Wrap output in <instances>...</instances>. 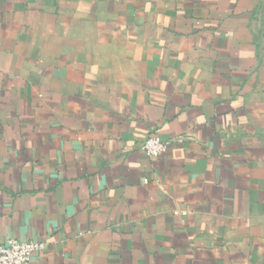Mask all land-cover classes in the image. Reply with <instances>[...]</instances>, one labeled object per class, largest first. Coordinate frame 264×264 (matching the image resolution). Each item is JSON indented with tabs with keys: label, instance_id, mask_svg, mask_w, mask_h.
<instances>
[{
	"label": "crops",
	"instance_id": "obj_1",
	"mask_svg": "<svg viewBox=\"0 0 264 264\" xmlns=\"http://www.w3.org/2000/svg\"><path fill=\"white\" fill-rule=\"evenodd\" d=\"M10 239L33 264H264V0H0Z\"/></svg>",
	"mask_w": 264,
	"mask_h": 264
},
{
	"label": "built area",
	"instance_id": "obj_2",
	"mask_svg": "<svg viewBox=\"0 0 264 264\" xmlns=\"http://www.w3.org/2000/svg\"><path fill=\"white\" fill-rule=\"evenodd\" d=\"M169 143L157 134L150 135L142 145V150L151 159H157L167 152ZM177 214H179L177 212ZM186 215V213H183ZM44 243L10 239L0 245V264H33L34 257L43 251Z\"/></svg>",
	"mask_w": 264,
	"mask_h": 264
}]
</instances>
